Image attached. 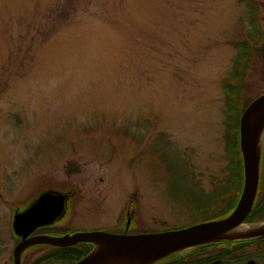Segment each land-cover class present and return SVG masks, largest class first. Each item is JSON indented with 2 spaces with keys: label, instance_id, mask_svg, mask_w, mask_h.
Wrapping results in <instances>:
<instances>
[{
  "label": "rangeland",
  "instance_id": "obj_1",
  "mask_svg": "<svg viewBox=\"0 0 264 264\" xmlns=\"http://www.w3.org/2000/svg\"><path fill=\"white\" fill-rule=\"evenodd\" d=\"M258 29L264 0H0V264L40 192L70 193L51 236L115 232L129 211L154 233L198 220L184 198L228 182L230 73ZM262 57L240 104L264 92Z\"/></svg>",
  "mask_w": 264,
  "mask_h": 264
},
{
  "label": "water",
  "instance_id": "obj_2",
  "mask_svg": "<svg viewBox=\"0 0 264 264\" xmlns=\"http://www.w3.org/2000/svg\"><path fill=\"white\" fill-rule=\"evenodd\" d=\"M264 93L255 97L245 107L239 118V149L242 157L243 184L240 196L234 208L226 216L196 222L191 225L154 232L128 234L127 232H109L104 230L79 231L72 234L51 236L46 234L30 235L37 227L50 225L65 212V196L45 192L37 203L18 211L13 219V228L19 241L12 250L13 264H21L22 252L29 246L49 244L53 246H70L77 242L92 243V249L81 259L72 264H100L106 256H117L119 260H139L138 264H152L172 253L185 249L222 241H244L264 238V231L236 232L224 236L226 232L241 224L257 225L264 221L245 223L257 193L259 182V164L264 141ZM65 200V201H64ZM45 202H51L45 210ZM42 207L41 211L39 209ZM64 207V208H63ZM129 212L126 217L129 219ZM133 216V215H130ZM96 253H93L96 247ZM245 264H255L248 260Z\"/></svg>",
  "mask_w": 264,
  "mask_h": 264
},
{
  "label": "trees",
  "instance_id": "obj_3",
  "mask_svg": "<svg viewBox=\"0 0 264 264\" xmlns=\"http://www.w3.org/2000/svg\"><path fill=\"white\" fill-rule=\"evenodd\" d=\"M249 7L251 8L250 13L253 14L251 20L255 21L256 16L254 13L256 11V6L249 4ZM247 38H249L250 41L245 39L238 42L239 55L235 59L230 73L229 80L231 82L228 84L229 92L225 99V104L228 108L225 120V144L226 148L230 147L232 151L229 158L228 182L223 188H215L207 194H204L203 190L200 189V193H189L185 196L184 201L200 213L199 219L194 223L226 216L236 205L241 193V186L243 184V167L239 149V118L245 107H247L252 100H245L243 104H240L241 82L245 75V70L252 60V55L258 53L259 55H263L262 58L264 59V32L258 29L254 35H249L247 33ZM259 41H261V45L258 46ZM259 165L257 197H255L252 208L244 220L246 223L264 221V141ZM132 220L133 216L124 220L123 224L117 226L115 232L126 231L128 233L130 230H134L136 233L147 232L145 229L142 230L134 227V225H130ZM52 228L51 224L49 226L45 225L44 227H40V229H42L41 231L51 230ZM254 241L255 239H250L245 241H222V243L243 247ZM35 246H48L50 250L41 254L40 257H37L31 264H46L51 262H65L67 264H72L84 257L92 249L93 244L89 242H77L73 245L64 247L49 246L47 244H39ZM152 264H184V260L179 256V252H177L168 256L166 255V257Z\"/></svg>",
  "mask_w": 264,
  "mask_h": 264
},
{
  "label": "flooded vegetation",
  "instance_id": "obj_4",
  "mask_svg": "<svg viewBox=\"0 0 264 264\" xmlns=\"http://www.w3.org/2000/svg\"><path fill=\"white\" fill-rule=\"evenodd\" d=\"M60 193V192H59ZM69 192L63 191L60 193L61 195L65 196ZM42 193H38L37 197H35L30 204L37 203L40 199ZM70 195H67V199L64 202L65 209L67 207V203L69 204V199H71ZM36 199V200H35ZM38 199V200H37ZM45 210L52 208L51 202H45ZM29 204L27 205V207ZM26 206L20 208L19 211L27 208ZM64 208V207H63ZM42 207L39 209L40 212ZM49 211V210H48ZM59 220L56 218L51 226L55 225V223ZM44 227V226H41ZM40 227H37L30 235H39L45 234L51 230L41 231ZM262 242H264V238H256L255 241L249 245H245L243 247H238L233 244L228 243H211L206 245L197 246L194 249H188L184 252L179 253V256L183 258L184 264H238L243 263L245 264L248 260L254 261L255 264H259L260 260L263 258V249Z\"/></svg>",
  "mask_w": 264,
  "mask_h": 264
},
{
  "label": "bare ground",
  "instance_id": "obj_5",
  "mask_svg": "<svg viewBox=\"0 0 264 264\" xmlns=\"http://www.w3.org/2000/svg\"><path fill=\"white\" fill-rule=\"evenodd\" d=\"M264 132V128L262 130V133L260 135H262ZM262 230L264 231V223L262 224H257V225H248V224H241V225H238L236 228L230 230L229 232H226L224 234V236H227V235H232L233 233H236V232H250V231H253V230ZM99 247L97 246L93 253H96L98 251ZM139 263V260H130V261H123V260H119V258L116 256H106V258H104L100 264H138Z\"/></svg>",
  "mask_w": 264,
  "mask_h": 264
}]
</instances>
